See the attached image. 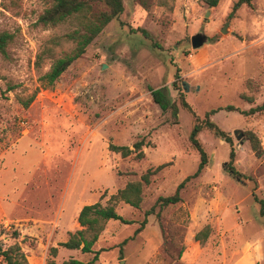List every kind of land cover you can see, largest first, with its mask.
Returning <instances> with one entry per match:
<instances>
[{
  "label": "rangeland",
  "instance_id": "1",
  "mask_svg": "<svg viewBox=\"0 0 264 264\" xmlns=\"http://www.w3.org/2000/svg\"><path fill=\"white\" fill-rule=\"evenodd\" d=\"M122 1L123 13L45 86L41 77L74 52L69 35L82 31L83 19L44 26L39 18L49 2L0 0V32L14 35L7 56L0 54V245L19 244L25 264L89 263L94 253L61 244L85 229L78 223L82 208L99 203L131 224L104 223L92 264H264V111L212 116L232 145L202 131L208 165L186 183L179 203L157 204L200 163L190 141L195 119L182 99L201 119L227 106L245 112L264 107V0L242 4L233 16L241 0H219L214 8L202 0ZM94 10L108 7L99 3ZM200 32L209 41L194 50L191 38ZM150 87L179 105L178 123L170 111L163 113ZM236 130L244 133L243 143ZM247 133L260 140L262 157ZM138 141H144L141 150H135ZM113 147L132 154L123 157ZM232 149L241 177L231 172ZM162 165L144 184L140 208L110 200ZM145 218L144 230L122 245ZM207 225L209 237L196 241Z\"/></svg>",
  "mask_w": 264,
  "mask_h": 264
},
{
  "label": "trees",
  "instance_id": "2",
  "mask_svg": "<svg viewBox=\"0 0 264 264\" xmlns=\"http://www.w3.org/2000/svg\"><path fill=\"white\" fill-rule=\"evenodd\" d=\"M51 4V6L44 12V14L39 18V22L44 26L55 27L68 19L71 18H82V31H75L69 38L76 41V48L74 52L67 55L64 58L58 59L52 65L50 71L41 77V81L45 86H52L63 73H65L78 59H80L86 52L88 46L99 36V34L105 29V27L121 15L124 11V5L122 0H45ZM208 6L214 8L218 5L219 0H202ZM103 3L108 7L107 11L95 12V4ZM250 4V0L239 1L231 13L230 16L238 10V8L244 4ZM146 35L147 33L143 31ZM14 41V35L8 32H0V54L7 56L8 47ZM153 96L154 101L160 106L163 113L171 112V118L179 122V105L171 101L168 93L163 89H153L149 88ZM34 97L30 98L25 106L29 107L33 102ZM180 105L187 109L191 114H193L195 123L193 129L190 133V141L196 151L200 155V163L197 171L192 175L188 176L178 187L176 193L173 196L161 197L158 199L159 205L166 207L169 205L177 204L181 201L180 192L190 180L197 178L206 168L209 163V157L205 149L203 148L198 136L199 134L206 130L212 133L218 138L224 139L227 143L232 145V139L227 132L222 130L213 120L212 116L219 113L222 110L226 111H238L243 115H252L260 111H264V107H259L256 109H251L249 112L241 111L233 106H227L225 108H217L208 111L205 117L201 119L191 108L189 103L182 99ZM248 139L251 141L252 148L257 157L263 156V148L260 140L252 133H247ZM144 146V141H138L135 143V150H141ZM114 150L121 152L123 157H128L132 154V151L128 147H113ZM142 153L138 156L142 157ZM235 160V151L231 150L230 153V166L231 172L238 177H241V173L237 172L233 166ZM165 165L158 167L155 171H148L143 177L142 182H131L126 185L124 189L118 191L116 195L111 197V201L114 202H125L134 208H140L142 203V193L144 184L150 183V176L159 170H161ZM262 214L264 215V202H262ZM156 206V205H155ZM155 206L146 212V217L154 214ZM109 220H118L126 224H131L122 216H120L115 207L110 206L107 208H102L99 203L92 205H86L82 208L78 215V223L84 230L77 231L72 234L70 239L62 243L61 245L70 250L81 249L84 253H94V257L91 262L85 263L77 259H71L67 264H92L98 261L100 251L94 252L93 246L99 239L100 233L104 229V223ZM147 219L141 223L140 227L135 231L133 237H130L122 242V245H126L129 241L134 240V238L139 235L145 228ZM87 233H92V238L88 240L86 238ZM17 234V233H15ZM210 235V226H205L200 232L195 235L196 241L204 243ZM83 245V246H82ZM58 249L56 247L51 249V254L56 256ZM0 256L2 257L5 264H25L26 255L22 251V247L19 244H14L8 247H3L0 245Z\"/></svg>",
  "mask_w": 264,
  "mask_h": 264
},
{
  "label": "water",
  "instance_id": "3",
  "mask_svg": "<svg viewBox=\"0 0 264 264\" xmlns=\"http://www.w3.org/2000/svg\"><path fill=\"white\" fill-rule=\"evenodd\" d=\"M207 15H209V13H208ZM222 32L225 33V32H226V29L224 28V29L222 30ZM208 41H209L208 37H207L204 33H201V32H200V33L194 35V36L191 38L192 48H193L194 50L200 49V48H202L205 44H207ZM183 87H184V91H188L189 87H188V85H187L185 82L183 83ZM234 135H235V137H236L239 141H241V143H243L242 138L244 137V133H243L242 131H240V130H236V131L234 132ZM82 246H83V245H82Z\"/></svg>",
  "mask_w": 264,
  "mask_h": 264
}]
</instances>
